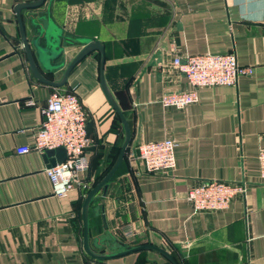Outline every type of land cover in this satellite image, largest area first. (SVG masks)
<instances>
[{
  "label": "crops",
  "instance_id": "1",
  "mask_svg": "<svg viewBox=\"0 0 264 264\" xmlns=\"http://www.w3.org/2000/svg\"><path fill=\"white\" fill-rule=\"evenodd\" d=\"M36 1L0 0V264H172L154 250L109 259L85 253L84 198L121 147L124 129L101 88L98 51L59 88L32 74L15 7ZM21 18L35 64L50 81L61 80L83 47L79 40L102 45L106 85L130 129L124 160L89 204L91 252L150 244L178 264H264L257 160L264 147V0H46ZM229 53L253 74L232 87L200 88L198 103L181 110L162 108L163 94L192 89L173 57ZM58 64L52 74L45 69ZM54 90L74 92L90 126L89 169L63 197L52 193L43 153H17L33 146ZM164 139L178 143L175 168L137 176L127 153ZM209 180L244 183L245 191L226 210L196 212L186 192Z\"/></svg>",
  "mask_w": 264,
  "mask_h": 264
},
{
  "label": "built area",
  "instance_id": "2",
  "mask_svg": "<svg viewBox=\"0 0 264 264\" xmlns=\"http://www.w3.org/2000/svg\"><path fill=\"white\" fill-rule=\"evenodd\" d=\"M172 64L191 86L187 92L165 93L160 98L163 109L181 110L199 101L197 90L216 86H235L241 76H251L253 70L238 64L234 53L226 55H196L181 58L175 56ZM43 122L35 134L33 146L17 148L18 154L31 150L43 153L46 150L63 148L65 160L45 169L55 196H66L79 177L89 169L86 152L91 144L87 133L88 114L74 92L54 90L41 109ZM178 143L172 139L150 142L127 153L128 163L137 176L167 175L176 166L175 149ZM258 174L264 183V147L258 152ZM245 191L244 183L220 180L205 181L190 188L185 200L196 212H215L229 208L237 195Z\"/></svg>",
  "mask_w": 264,
  "mask_h": 264
},
{
  "label": "water",
  "instance_id": "3",
  "mask_svg": "<svg viewBox=\"0 0 264 264\" xmlns=\"http://www.w3.org/2000/svg\"><path fill=\"white\" fill-rule=\"evenodd\" d=\"M46 0H38L34 3L31 4H19L15 7V13L17 16V21H18V27H19V34H20V39L23 45V50L25 52V56L27 59V63H28V67L31 70L32 74L35 76V78L37 80H39L40 82L50 85L52 87H56L59 88L61 86H63L66 81H67V77L70 74V72L72 71V69L86 56H88L90 53H92L93 51H98L101 55L100 58V68H99V79H100V85L101 88L109 102V104L111 105V107L114 109V111L116 112V114L119 116L123 129H124V140L123 143L120 147V151L119 154L114 162V164L112 165V167L110 168V170L107 172V174L100 180V182H98L89 192L88 194L85 196L84 198V202H83V206H82V219H83V249L85 251L86 254H88L91 258L93 259H109L112 258L114 256H125L134 252H138V251H142V250H154L158 253H160L161 255H163L165 258H167L172 264H178L175 259L169 254L167 253L165 250L161 249V248H157L155 246H152L150 244H145V245H141L135 248H131V247H127L125 251L120 252L118 254H105V255H98L95 254L93 252H91V250L89 249L88 246V223H87V217H88V208H89V204L91 199L102 189V190H106L107 189V183L110 180V178L113 176V174L115 173V171L117 170V168L119 167V165L121 164L124 155L126 153V150L129 146L130 140H131V134H130V129L128 126V123L123 115V113L121 112V110L119 109L118 105L116 104V102L114 101L109 89L107 88L106 82H105V78H104V73H103V64H104V55H103V47L102 45L98 42V41H89V40H79V42L81 44H83V47L81 48V50L75 55V57L70 61V63L67 65V67L64 69L62 78L60 81L58 82H53L50 81L48 79H46L41 71L39 70V68L37 67V65L35 64L34 61V57L33 54L30 50V42L28 41L27 37H26V33H25V29H24V25H23V21L21 18V11L24 9H35L38 8L40 6H42L44 4ZM52 45V44H50ZM62 55V50H58L54 61L58 60ZM62 65L58 64L55 66H47L45 67V69L47 70V72L49 74H52L53 72H55L58 68H61ZM89 125H87V132L89 133ZM44 159L46 162L49 163L48 167H53L56 164H60L62 163L65 158H66V153L65 150L63 148H57L54 150H46L44 152L43 155Z\"/></svg>",
  "mask_w": 264,
  "mask_h": 264
},
{
  "label": "trees",
  "instance_id": "4",
  "mask_svg": "<svg viewBox=\"0 0 264 264\" xmlns=\"http://www.w3.org/2000/svg\"><path fill=\"white\" fill-rule=\"evenodd\" d=\"M119 151H120V146H118L117 148H116V151H115V154H114V158H113V160H112V162L110 163V165H109V167L106 169V171L105 172H103V175L101 176V178H99L93 185H92V187L91 188H93L103 177H104V175H106V173L109 171V169L112 167V165L114 164V162H115V160H116V158H117V156H118V154H119ZM124 160V159H123ZM91 189H89L88 191H87V193L90 191ZM86 193V194H87Z\"/></svg>",
  "mask_w": 264,
  "mask_h": 264
}]
</instances>
